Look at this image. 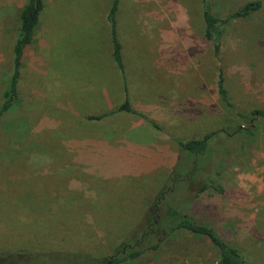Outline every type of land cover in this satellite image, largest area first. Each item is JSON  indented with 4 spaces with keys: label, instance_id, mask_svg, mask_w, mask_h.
I'll list each match as a JSON object with an SVG mask.
<instances>
[{
    "label": "rangeland",
    "instance_id": "1",
    "mask_svg": "<svg viewBox=\"0 0 264 264\" xmlns=\"http://www.w3.org/2000/svg\"><path fill=\"white\" fill-rule=\"evenodd\" d=\"M27 1L0 0V105ZM255 1L259 9L227 30L218 61L204 37L200 0H119L121 73L106 21L113 0H43L22 61L19 103L0 118V211L8 213H0V264H24L32 251L62 256L52 255V264H81L80 253L111 255L137 231L180 161L176 141L208 134L220 192L198 195L199 173L180 211L249 264H264V116L251 114L264 113V0L210 3L225 18ZM220 67L243 117L219 99ZM126 98L130 111L116 112ZM16 249L29 255L18 258ZM216 260L207 239L178 231L124 264Z\"/></svg>",
    "mask_w": 264,
    "mask_h": 264
},
{
    "label": "trees",
    "instance_id": "2",
    "mask_svg": "<svg viewBox=\"0 0 264 264\" xmlns=\"http://www.w3.org/2000/svg\"><path fill=\"white\" fill-rule=\"evenodd\" d=\"M200 1L202 6V20L204 23V37L207 41L212 43L214 57L220 61L222 42L225 39L226 32L231 24L235 20L246 19L255 13L260 7V2H249L240 10L228 15L225 18H221L212 13L210 0ZM118 4L119 0H113L107 15V22L110 28L113 61L122 73L123 62L121 46L117 38L115 19ZM43 6V0H28L20 9L18 17V32L13 44L12 75L8 81L5 91L2 94L0 118L19 103L18 89L22 61L26 49L33 42L34 32L38 24L39 16L43 10ZM217 93L223 104L232 109L238 117H243V115L239 114L235 110L229 100L222 67L219 68ZM127 102L128 99L126 98L124 104L118 107L116 112L130 111L126 104ZM251 114L253 116H264V113L258 110L251 112ZM104 116L105 115H101L89 119L99 121L103 119ZM148 121L153 127L158 129V126L153 121ZM212 136L213 134H208L201 139L176 141L180 153V161L170 171L164 186L155 198L151 211H149V213L147 212V215L145 214L146 216L142 217V220L138 222L139 227L137 231H135L129 238L121 242L119 246L113 250L111 255L101 258L80 253V255L77 254L79 256L76 258L74 255H70V257L77 259V261L81 264H124L138 259L147 251L157 250L166 237L178 231H187L195 236L207 239L217 250V260L215 264H249L235 248L227 245L219 237H217L212 229L194 223L180 211V206L183 203H187L186 197L192 193V191L189 190V182L198 179L197 174L199 173H202V179L198 182H203L201 183V188L197 192L198 195L208 189L220 192L217 178H215V176L219 175L217 170L219 161L216 159V155L211 148ZM213 173L214 176L212 175ZM4 208V206H0V209ZM0 213L4 219H7L8 213L3 211H0ZM9 218L11 219L10 216ZM1 228H4L2 220L0 221V234L3 236L5 234L4 230ZM17 234V238L20 240L23 238L28 240L31 237L30 235L23 236L19 232H16L14 236ZM15 251L18 252L12 255H17L18 258L22 259L24 258V255H29L27 251H30V249H16ZM32 252L34 254L28 260L23 261L25 262L24 264H52L50 258L52 255H56V253L50 252ZM3 257L4 252L0 254V259ZM58 257L62 258V256Z\"/></svg>",
    "mask_w": 264,
    "mask_h": 264
},
{
    "label": "crops",
    "instance_id": "3",
    "mask_svg": "<svg viewBox=\"0 0 264 264\" xmlns=\"http://www.w3.org/2000/svg\"><path fill=\"white\" fill-rule=\"evenodd\" d=\"M111 8V7H110ZM110 10V9H109ZM118 10V8H117ZM117 12V11H116ZM109 13V12H108ZM108 15V14H107ZM40 17V16H39ZM115 19H116V15H115ZM39 21V20H38ZM106 21H107V16H106ZM108 23V22H107ZM109 27V24H108ZM116 31H117V26H116ZM109 34H110V28H109ZM110 40H111V35H110ZM119 41V40H118ZM112 45V44H111ZM113 58V57H112ZM116 65V64H115Z\"/></svg>",
    "mask_w": 264,
    "mask_h": 264
}]
</instances>
